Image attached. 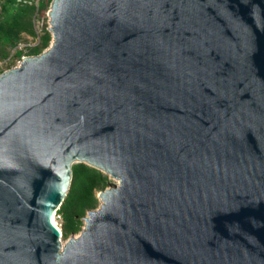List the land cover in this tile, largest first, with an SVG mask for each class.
Listing matches in <instances>:
<instances>
[{
    "label": "water",
    "instance_id": "95a60500",
    "mask_svg": "<svg viewBox=\"0 0 264 264\" xmlns=\"http://www.w3.org/2000/svg\"><path fill=\"white\" fill-rule=\"evenodd\" d=\"M48 14L52 47L0 74V264H264V0ZM76 162L118 184L63 246Z\"/></svg>",
    "mask_w": 264,
    "mask_h": 264
},
{
    "label": "trees",
    "instance_id": "16d2710c",
    "mask_svg": "<svg viewBox=\"0 0 264 264\" xmlns=\"http://www.w3.org/2000/svg\"><path fill=\"white\" fill-rule=\"evenodd\" d=\"M52 0H0V57L8 59L12 49L14 55L21 58L25 53L16 49L24 39V34L38 38L37 42L28 46L26 54L37 55L50 45L52 38L47 25L41 32L35 28V19L46 11ZM108 174L85 162L72 165V179L69 192L57 214L63 218L62 234L64 238L81 230V217L87 210L98 205L96 192L112 185ZM56 216V215H55Z\"/></svg>",
    "mask_w": 264,
    "mask_h": 264
},
{
    "label": "rangeland",
    "instance_id": "374dc122",
    "mask_svg": "<svg viewBox=\"0 0 264 264\" xmlns=\"http://www.w3.org/2000/svg\"><path fill=\"white\" fill-rule=\"evenodd\" d=\"M49 8H50V6H49ZM49 8L46 11L40 13L37 16V18L35 19V28H36V30H37L38 33L41 32V29H42V27H43L44 24L47 25L48 29L50 27V17H49V14H48ZM51 35H52V32H51ZM52 39H53V37L51 38L50 45L52 43ZM37 40H38V38H33V37H31V36H29L27 34H24V39L19 43V45H18V47L16 49H21L23 51V53H25L23 56H28L29 54H26L27 51H28V46L35 44L37 42ZM50 45L48 47H50ZM47 48H45L44 50H46ZM14 51H15V49H12L11 50L10 57L8 59H2L0 57V74L3 71L8 70V69H10V68L18 65L19 64V61L22 60V56H21V58H17L14 55ZM104 173H106V172H104ZM106 174H108V173H106ZM108 176L113 181L112 185H110L108 187L116 186L118 184V180L115 179V178H113V177H111L109 174H108ZM101 191L102 190H99V191L96 192V195L98 197V205L94 209H98L100 207L101 202H102L100 200L99 196H98ZM94 209H92V210H94ZM89 210H87L86 214L81 217V220H82L81 230L79 232L75 233V234L69 235L66 238L62 237V242H66L69 239V237H71L73 235H78L84 229L85 223H86V220L84 219V217L87 215V213H88ZM55 221H56L57 225L62 230L63 218L59 214H57V212H56V216H55Z\"/></svg>",
    "mask_w": 264,
    "mask_h": 264
},
{
    "label": "bare ground",
    "instance_id": "6f19581e",
    "mask_svg": "<svg viewBox=\"0 0 264 264\" xmlns=\"http://www.w3.org/2000/svg\"><path fill=\"white\" fill-rule=\"evenodd\" d=\"M50 26H51V24H50ZM53 43H54V33H53V39H52V43H51V46L47 49V50H49L51 47H52V45H53ZM22 62H23V60H20L19 61V64L18 65H16V66H14V67H12V69H17V68H19L20 66H21V64H22ZM6 72H8V71H6ZM84 161H86V160H84ZM102 169V168H101ZM104 172H106V173H108L111 177H113L114 178V176L110 173V172H108V171H106V170H104V169H102ZM100 198V200L102 201L101 202V204H105V202H104V200H103V197L102 196H100L99 197ZM100 209V208H99ZM99 209H97V210H99ZM56 212L57 211H55L54 213H53V216H52V220H53V222L57 225V223H56V221H55V215H56ZM86 217H89V215H87ZM86 220V223H87V218L85 219ZM58 226V225H57ZM59 227V226H58ZM60 228V227H59ZM61 229V228H60ZM80 237V234H78V235H73V238L74 239H77V238H79ZM68 241L69 240H67L66 242H63L62 243V245L64 246V245H66V243H68Z\"/></svg>",
    "mask_w": 264,
    "mask_h": 264
},
{
    "label": "built area",
    "instance_id": "2783aa9c",
    "mask_svg": "<svg viewBox=\"0 0 264 264\" xmlns=\"http://www.w3.org/2000/svg\"><path fill=\"white\" fill-rule=\"evenodd\" d=\"M25 57V56H22V58Z\"/></svg>",
    "mask_w": 264,
    "mask_h": 264
}]
</instances>
